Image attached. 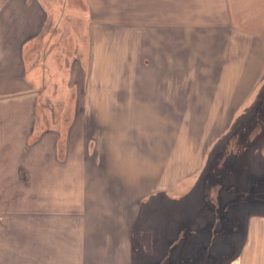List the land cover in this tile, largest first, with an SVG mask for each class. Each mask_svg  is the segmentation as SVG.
<instances>
[{
    "label": "crops",
    "instance_id": "crops-1",
    "mask_svg": "<svg viewBox=\"0 0 264 264\" xmlns=\"http://www.w3.org/2000/svg\"><path fill=\"white\" fill-rule=\"evenodd\" d=\"M77 1L0 0V184H14L7 194L0 193V264L121 263V258L103 260L100 252L108 257L113 248L118 253L129 247L131 222L125 210L134 202L128 204L127 197L111 190L104 192V205L122 222L126 239L99 238L98 246L93 245L100 248L101 259H97L89 253V231L84 240L78 234L89 227L92 213L85 181L84 198L55 210L37 206L46 200L35 196L32 188L50 164H68L77 142L78 160L85 169L101 167L106 150L98 154L100 145L95 138L101 125L94 123L89 130V123L96 113L103 116L111 109L108 102L118 104L120 93L129 98L138 94L158 114L184 121H174L176 131L196 128L193 141L185 142L183 150L191 159L187 155L184 170H177L174 178L157 188L175 192L181 184L185 193L200 177L209 152L216 150L213 143L228 133L225 130L234 121L253 118L264 100L260 96L264 88V4L248 0L244 12L233 10L245 8L241 0H234L235 4L233 0H83L91 18L99 20H94L90 41L81 54L80 36L75 34ZM112 23L134 25L137 32V48L129 61L136 79H130V84L102 82L98 75L108 68L104 63L108 47L102 46L109 38L102 28ZM104 93L110 94L109 100L102 97ZM209 117L216 131L201 127V121L206 124ZM260 140L249 148L256 152L251 171L255 187L243 192L236 177L231 183L224 177L218 183L232 190L233 200H246L237 207L236 215L246 218L245 242L233 264H264V216L255 206L264 201V139ZM27 162L31 172L24 171L27 177H22ZM21 178L29 185L22 197L18 196L19 184L24 182ZM225 198L216 194L212 199L216 209H223ZM48 226L53 229L49 234Z\"/></svg>",
    "mask_w": 264,
    "mask_h": 264
},
{
    "label": "rangeland",
    "instance_id": "rangeland-1",
    "mask_svg": "<svg viewBox=\"0 0 264 264\" xmlns=\"http://www.w3.org/2000/svg\"><path fill=\"white\" fill-rule=\"evenodd\" d=\"M247 1L241 0V4L245 3V8L233 10L246 12ZM255 1L264 4V0ZM84 2L78 0L76 9L79 20L75 34L80 36L81 54L83 45H87L93 33L94 20H99V18H91L88 6ZM233 3L235 4L234 0ZM119 26L120 23H112L102 28L105 30L102 33L109 38L105 46H102L105 49L106 46L108 47V57L107 60L104 59L108 70L100 71L98 75L102 82L123 81L130 84V79H136V73L129 61L137 48V32L134 30V25ZM98 32L97 28L96 33ZM66 47L68 46H65V52ZM260 89H263L260 94L262 96L264 88ZM105 93L102 97L109 100L110 94L105 96ZM119 96L122 97L119 99L122 106L120 102L118 104L108 102L106 105L111 109L103 116L102 113L101 116L99 112L96 113L89 123L91 124L89 130L93 129L94 123L101 125L97 128L100 131L99 135L95 136L100 145L97 149L98 154L101 155V150H106L101 167L91 165L87 166V170L85 169L78 160L81 149L80 142H77L66 166L50 164L38 174L32 188L34 195L46 200V203H36L37 206L44 204L46 209L55 210L62 205L77 203L82 197L84 198L82 183L85 181L92 213L89 227H83L82 233L78 232V234L84 240L89 231L93 247L89 246V253L95 254L97 259H101L98 255L100 248H94L93 245L98 246L99 238L103 237L105 241H110V235L113 240L126 239L122 222L109 213L103 202L104 192L111 190L127 197L128 204L134 202L125 210L131 222L127 232L129 247L119 250L118 253L117 249L113 248L110 255L108 251L106 252L108 257H105L101 251L103 260L115 262L121 258L120 264H233L240 257L245 242L246 218L236 215L237 207L241 208L246 200L243 198L233 200L232 197L235 195L232 190L222 189L218 183L223 177L229 178L230 183L233 177H236L237 186L243 192L255 187L251 171L252 165L256 162V152L250 150V147L258 145L261 143L260 139H264V110H262L264 100L255 108L257 114H253V118L234 121L230 128L225 130V133H228L213 143V150L217 148L207 155L204 168L207 166L208 168H203L195 185L185 193L181 184L175 192L157 191V188L165 184L168 179L174 178L177 170H184L182 166L187 155L190 159L191 157L183 149L186 140L193 141V131L196 128L192 126V131H183L182 127L176 131L175 122L179 124L184 121L178 122L169 115L158 114L154 106L150 108L151 105L147 103L149 101L145 103L138 94L129 98L122 92ZM114 107H119L120 111L114 110ZM205 120L207 123L204 124L202 120L201 127L206 125L208 131L217 128L212 118ZM191 121L186 122L191 124ZM207 160L210 162L209 165ZM27 163L21 173L22 177H27L25 175L27 170L31 172V169H28L30 162ZM225 165L230 172L229 177L223 167ZM221 166L222 169L224 168L222 172H220ZM21 180L24 182L19 184L18 196L22 197L27 193L29 185L23 178ZM229 185L231 186V184L222 186ZM9 186L12 187L14 184H0V193L7 194ZM216 194L226 197L221 201L224 205L222 210L216 209L212 200L215 199ZM205 196L206 200L203 198ZM255 206L261 208L258 211H261L260 216H264L262 210L264 201L255 203ZM52 230V227L48 226L47 234ZM88 243L90 245V242ZM86 256L85 254L84 260H87ZM94 262L90 261L88 264H98ZM69 264L76 263L72 261Z\"/></svg>",
    "mask_w": 264,
    "mask_h": 264
},
{
    "label": "trees",
    "instance_id": "trees-1",
    "mask_svg": "<svg viewBox=\"0 0 264 264\" xmlns=\"http://www.w3.org/2000/svg\"><path fill=\"white\" fill-rule=\"evenodd\" d=\"M246 202H244L243 204H245Z\"/></svg>",
    "mask_w": 264,
    "mask_h": 264
}]
</instances>
